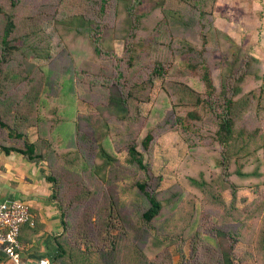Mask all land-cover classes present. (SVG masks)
I'll return each instance as SVG.
<instances>
[{
    "label": "rangeland",
    "instance_id": "obj_1",
    "mask_svg": "<svg viewBox=\"0 0 264 264\" xmlns=\"http://www.w3.org/2000/svg\"><path fill=\"white\" fill-rule=\"evenodd\" d=\"M168 7L187 24H166ZM4 13L28 51L1 70L9 98L0 117L42 156L29 163L0 153V180L41 212L32 208L39 233H24L22 258L219 264L214 234L223 230L234 238L233 264H264V106L253 77L264 73V0H0V35ZM200 62L215 86L210 107L195 104L209 100L192 67ZM116 92L124 108L110 102ZM223 94L239 100L228 148L215 141ZM131 144L162 206L149 225L141 218L149 203L136 187L146 177L130 161ZM1 146L22 142L0 128Z\"/></svg>",
    "mask_w": 264,
    "mask_h": 264
},
{
    "label": "trees",
    "instance_id": "obj_2",
    "mask_svg": "<svg viewBox=\"0 0 264 264\" xmlns=\"http://www.w3.org/2000/svg\"><path fill=\"white\" fill-rule=\"evenodd\" d=\"M162 14H163V21L166 24L168 23L167 18L173 19L172 21L174 23L187 24V22H184L185 19L182 15V11L179 9H173L169 7L164 8L162 10ZM1 15L3 17L2 19L3 27L1 29V35H0V46H1V50H0V103L5 102V100L9 98V95H5L4 93L6 77L3 75L4 71H1V70L3 69V67L9 66V64H11V59H12V56L15 54V52L23 51V49L21 50V48L23 47H27V50H24V52L28 51L27 40H16L17 38L14 36L17 30V25L15 24L13 15L11 13H4ZM170 23L171 22H169V24ZM26 37L27 36H25V38ZM37 48H38L37 45L35 44L31 45V51L33 50L34 53L37 52ZM251 61L256 62L254 58H250V62ZM14 67H16L20 71V73H22L23 69L25 70V66L23 64L20 65L19 67V63H18ZM192 67L198 68L200 70V78L204 84V87L207 92V97L209 99V100H204V99L197 98L195 100V104H200L204 102L210 107L211 105L209 102L212 101L213 97L215 96V86H214V83H213V80L210 74V67L204 62H200V64L197 63L196 65H193ZM161 72H162L161 68H156L154 71V75L157 76L161 74ZM22 77H25L23 73H22ZM253 77L257 78V80L260 82L256 99H257L258 108H261L264 106L263 104L264 103V73H261V74L256 73L255 75H253ZM26 78L27 80L29 79L28 77ZM120 93H117V94L112 93V94H115V96H111L110 102L116 104L117 106L124 108V105L126 104L125 97L122 93H121L122 95ZM253 93H252V90H250L247 95H244L245 101L249 102L250 97L253 96ZM219 98H220V95H219ZM238 104H239V100H235V96L228 98L225 94L222 95V105H223L224 111L218 117L219 121L217 123V130L215 132V141L222 147L228 148L229 146H231L234 140H237V135H236V130H235V114L238 111ZM25 108H27V106H25ZM187 117L188 119H199V116L195 114L194 112H188ZM0 128L7 131L8 138L15 139V140H21L22 142V147H19V148L16 146L14 147L13 146L12 147L1 146L0 153H3L6 156L10 155L11 153L18 154L22 156L29 163H35L36 161H39L42 159V156L37 153L36 143L31 142L28 139L26 134L19 131V128L17 126L13 124L10 125L8 121H3L1 120V117H0ZM152 139L153 138L150 133H148L143 138L141 145L144 151L148 150ZM128 155L130 157V161L136 164L138 169H140L145 174V177H146L144 181L136 183V187L145 196V198L147 199L149 203L148 209L142 214V217H141L144 224L149 225L152 223L153 220H155L159 216L162 210V206H161L160 201L157 199L155 192L149 190L147 181L151 180L152 177L149 173V167L144 161L143 153L138 151L135 145L131 144L128 147ZM102 156L107 157L104 152L102 153ZM226 158L227 157L224 156L221 160L225 162ZM46 179L49 183L53 182V179L50 176H47ZM192 182L193 184L197 185L195 181H192ZM30 210L34 218V225L33 226L25 225L22 227L21 233H20V242L22 243V245L24 244L23 236L25 232H28L31 238L35 237L39 233L36 227L37 226L36 224L37 215L33 214L31 206H30ZM60 217H61V224L64 226L65 220H64L63 212H61ZM263 237H264V228H263ZM214 239L217 245L216 254H217V261L219 262V264H233L232 252H233V239L234 238L231 235V233L228 231L216 230L214 234ZM44 257L45 256H40L39 259H43ZM57 258L58 256L55 257V259ZM45 260L48 262V264H58L57 262H54V260H48V259H45Z\"/></svg>",
    "mask_w": 264,
    "mask_h": 264
},
{
    "label": "built area",
    "instance_id": "obj_3",
    "mask_svg": "<svg viewBox=\"0 0 264 264\" xmlns=\"http://www.w3.org/2000/svg\"><path fill=\"white\" fill-rule=\"evenodd\" d=\"M25 225H34V218L27 202L18 200L0 201V252L13 264H48L46 260L25 261L20 242L21 229Z\"/></svg>",
    "mask_w": 264,
    "mask_h": 264
},
{
    "label": "crops",
    "instance_id": "obj_4",
    "mask_svg": "<svg viewBox=\"0 0 264 264\" xmlns=\"http://www.w3.org/2000/svg\"><path fill=\"white\" fill-rule=\"evenodd\" d=\"M8 183H5L4 180H0V201H4V200H18V201H24V202H27V203L30 202L29 200L28 201L26 200V197L25 198L24 197L23 198L16 197L17 195H14V193H13L14 190L12 189V187H13L12 185L13 184H8ZM17 189L23 191L22 186H18ZM31 208H33V209L35 208L36 209V207H34V205H31ZM37 211H38V215L41 216L40 210H37ZM39 222L41 224L43 223L42 220H40ZM23 260H25V261L27 260L29 262L34 263V262H37V261H39L41 259H39V256H38L37 260L34 259V258H27V257L23 258ZM43 260H45V259L43 258ZM0 264H13V263L8 257H6L4 254H2L0 252Z\"/></svg>",
    "mask_w": 264,
    "mask_h": 264
}]
</instances>
